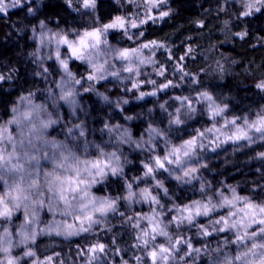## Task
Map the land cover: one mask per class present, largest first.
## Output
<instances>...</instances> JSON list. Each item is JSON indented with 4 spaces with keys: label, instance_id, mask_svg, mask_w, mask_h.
<instances>
[{
    "label": "snow or ice",
    "instance_id": "6c2138e0",
    "mask_svg": "<svg viewBox=\"0 0 264 264\" xmlns=\"http://www.w3.org/2000/svg\"><path fill=\"white\" fill-rule=\"evenodd\" d=\"M72 7L73 0H65ZM129 3L134 0H128ZM144 14L139 19L131 15H117L110 22L100 23L98 26L83 31L72 30L70 32H49L45 34L44 21L40 22V43L43 46L45 39L49 46L54 42L56 46L55 58L63 69L65 77L56 87L59 89L58 100L63 101L72 110L69 114L75 116V109L79 107L76 97L80 92L75 85H80L84 92L93 91L91 86L83 87L84 83L98 82L108 76L119 77L121 72L130 76H140L139 65L155 64L153 53L164 47L157 41L142 43L139 47L114 48L109 45L108 34L110 31H121L129 40L133 35L141 36V32L129 34L130 29H139L143 24L151 20L163 19L170 15L169 10H161L158 16L152 15L153 9H161L167 4V0H143ZM242 5L239 15L252 16L254 13L264 10V0H240ZM78 7L74 11L87 10V13H95L97 0H76ZM27 5V11L35 15L32 0H0V14L6 15L10 9L22 8ZM86 13V14H87ZM98 19V18H97ZM35 33L36 29H32ZM243 39L247 33H237ZM65 49L64 56L61 48ZM144 50L149 55L144 56ZM190 51V49H189ZM35 55V54H34ZM183 60V57L180 58ZM81 61L90 66L91 71L86 77L77 79L70 70V61ZM115 61L120 62V69L115 67ZM177 69H174L176 71ZM181 79L186 73L183 68ZM45 73L48 72L44 68ZM166 69L161 66L156 74L164 76ZM11 79V75L0 74V82ZM193 82H196L193 80ZM158 89L176 87L171 80L156 84L155 80L147 81ZM72 84L73 87H68ZM132 87L138 89L139 83H133ZM264 91V80L255 85ZM52 90H49L51 96ZM156 92H140L137 98L145 95H156ZM29 96L20 97L21 102H26L23 110L13 107V116L4 123H0V264H53V257L48 256L41 261L33 250L37 237L40 235H55L65 239L79 236L83 233L95 232L96 227L103 225L110 214L124 216L119 212L117 204L120 197H97L91 192V188L104 178L123 174L121 157L116 151H105L100 145H91L97 155L89 158L90 145L82 142L86 133L82 124L66 127L64 140L49 138V129L62 122V117L53 100V112H49L43 105L35 104ZM108 101L107 96H103ZM180 106L175 109L174 119L176 125L184 123L181 117V109H186L188 114L195 113L193 99L189 97H176ZM123 103H128L127 100ZM195 104H204L213 121L219 118L220 126L216 123L179 146H173L163 156L150 157L152 163L143 165L144 178L151 177L155 181V188L162 189L168 194V189L162 180L157 179L158 173L166 172L175 176L177 181L189 184L194 179L199 169L191 166L190 160L196 155L198 148L204 147V140L209 143H237L244 141L251 145L257 141H264V108L258 112L246 116H225L227 105L217 103L216 98L208 91L200 93L195 99ZM119 107V105H117ZM164 105H161L163 108ZM132 119V117H126ZM239 121V123H238ZM109 131L119 130L120 126H108ZM157 132L156 129H150ZM131 141V133L125 130L121 136L122 143ZM219 146V145H217ZM136 147L141 145L136 143ZM215 150V149H213ZM258 157L264 160V152L258 153ZM187 158V159H185ZM169 165H175V169H169ZM206 167V165H202ZM179 172L181 174H176ZM139 184V181H134ZM126 201H132L139 197L140 201L156 205L151 210V215L138 214L135 218L128 217L138 234L137 243L133 248L143 251L144 256H135L134 264H195L197 258L203 256L205 264H264V187H261L256 198L251 195H240L236 187L225 186L212 190L210 184L201 183L200 192L202 199L193 200L184 205L163 211L158 195H154L149 188H143L139 193L133 191V183H127ZM211 191V195L208 193ZM255 191V189L253 190ZM168 212L175 213L168 215ZM41 213H51L52 219L43 222L41 227ZM22 221L15 224L13 218L20 217ZM215 218H212L213 215ZM59 215L61 219L55 217ZM167 215V221L164 216ZM212 218L209 223H199V219ZM141 222H145L141 227ZM196 227L198 235L209 237L213 234L232 233L231 237L223 240L225 247L234 245L233 249L225 252L224 247L217 245L210 249L206 244L195 247L191 237H186L178 230L183 226ZM177 230L170 233L169 228ZM110 231V229H108ZM163 237L164 241L157 243V238ZM114 244L115 241H112ZM21 249L13 254L14 249ZM107 246L104 243H95L87 247L89 259L86 264H105L101 256H107ZM85 252L79 249L78 254ZM99 254V255H98ZM118 254V252H117ZM62 264V262H61ZM121 264H128L121 257Z\"/></svg>",
    "mask_w": 264,
    "mask_h": 264
},
{
    "label": "trees",
    "instance_id": "16d2710c",
    "mask_svg": "<svg viewBox=\"0 0 264 264\" xmlns=\"http://www.w3.org/2000/svg\"><path fill=\"white\" fill-rule=\"evenodd\" d=\"M229 1L169 0L166 6L170 9V17L161 24H146L140 30V43L154 40L163 45L182 48V67L187 75L183 79L181 76L170 79L176 87L159 89L157 96L153 98L139 99V94H128L114 82L99 83L96 85V91L118 103H103L93 92H82L78 97L81 103L79 109L81 108L82 112H77V121L72 120L68 124L70 116L66 107L62 106L65 116L62 124L49 129V135H65L66 127L75 124H82L86 135L106 134L108 130L105 125H119L132 131L137 139H141L150 129L168 131L172 139L179 143L193 137V132L203 126L202 119L187 118V124L182 127L174 126L170 117L162 111L161 105L178 96L190 97L203 91H208L218 102L227 105L228 116H246L260 111L264 108V91L255 85L264 80V10L243 17L239 15L241 7L229 5ZM118 13L113 1L101 0L98 3V23L110 22ZM41 21L45 22L48 29L67 32L83 31L87 26L78 12L63 0H44L42 5L35 9V15L29 14L27 8L11 10L6 15L0 14V74L6 77L11 75V79L0 82V123L12 118L13 107L20 109L23 104L20 97L34 93L32 97L43 103L49 95V90L56 88L57 83L54 80L59 78V72L56 73L49 64L48 69L54 74L43 73V68L36 59L32 29L35 28L36 33L40 29ZM237 33L247 35L241 39ZM122 37V33L111 35L114 41H121ZM71 69L80 72L83 66L75 62L71 64ZM125 100L128 103H123ZM260 152H264V145L232 156L221 154L222 157H212L210 163L196 174L198 179L189 184L157 175V179L162 180L168 189L167 195L163 190L158 193V198L164 205L163 211L175 205L182 206L202 199L199 190L202 182L210 184L212 190L225 186L236 187L240 195L256 198L260 188L264 187V160L258 157ZM145 163L147 162L144 156L138 151H133L122 175L108 177L91 188L92 194L97 197L121 198L118 201L120 212L124 213V216L122 223L114 231H103L99 236L81 234L69 239L40 238L33 246L37 257L43 261L52 256L53 264H85L89 258L87 247L99 242L107 246L108 255L102 256L107 264H121L120 257L125 258L128 264H134L130 259L131 253H134V238L125 229L126 219L139 213H147L150 208L145 206L139 197L132 201H126L123 197L128 194L127 183H133L134 192L139 193L143 189L141 185L135 188L134 181H145ZM208 194L211 195V191ZM18 216L19 219L13 218L14 223L22 221V215ZM59 217L57 215L55 218ZM51 219V213H41L42 225ZM176 231L170 229V233ZM178 231L186 237H191L195 247L206 244L210 249H214L220 245L224 247L225 252L235 247L217 244L218 241L231 237L230 232L222 237L221 234H215L205 240V237L196 233L195 227L185 225ZM79 249H85V252L78 254ZM189 264H192L190 260ZM195 264H205V258L201 256Z\"/></svg>",
    "mask_w": 264,
    "mask_h": 264
},
{
    "label": "rangeland",
    "instance_id": "374dc122",
    "mask_svg": "<svg viewBox=\"0 0 264 264\" xmlns=\"http://www.w3.org/2000/svg\"><path fill=\"white\" fill-rule=\"evenodd\" d=\"M43 1L44 0H32L33 9L35 10L36 8L41 6ZM63 1L65 2V0H63ZM100 1L101 0H97V8H96L94 14L87 13V10L77 11L78 14L80 15V17H82L86 21L87 26L85 27V29H91V28L96 27L100 24V23H98V20H97V18H98V3ZM111 1H113L114 4H116L118 11H119L118 15H131L132 17L139 19V17H142L144 14L145 8H144L143 0H134V2H132V3H129L128 0H111ZM168 1L169 0H167V2ZM166 5H163L161 9H153L151 14L154 16H158L159 12L161 10H169L170 11L168 6H166ZM229 5H231V6L239 5L242 8L240 0H230ZM76 7H78V5L76 4V0H73V5L71 8L74 9ZM22 8H27V5H25ZM15 9H19V8H15ZM15 9H10L8 12H10L11 10H15ZM170 15H171V13H170ZM170 15L167 17H164L162 20L157 19L155 23H153L151 20H149L148 23H146V24H149V23L161 24L164 21H166L170 17ZM146 24L141 25L139 27V29H130L129 34L132 35L138 31L140 32L142 27H144ZM41 31L42 30L39 29L36 33H34L36 59L38 60V62L40 63V66L43 69L44 68L48 69V66L50 64L53 66V69L55 70L56 73L59 72V73H57L59 78L55 79L56 81L54 80V82H56L58 85L61 83L62 77H65V74L63 72V69L61 68V66L59 65L58 61L55 58V50H56L55 43L53 42L51 44V46H49L47 43V40L45 39L44 45L43 46L41 45V43H40ZM43 31L45 32V34H48L49 32H67V31L59 30V29H48L47 27ZM116 33H122L123 40H121V41L112 40L111 35L116 34ZM107 39H108L109 45L111 47H114V48L139 47V45L142 44V43H140V37L139 36L137 37V36L133 35V39L129 40L127 38V36H125L123 34V32H121V31H110ZM60 51H61V55L63 57L64 53H65V49L62 47L60 49ZM182 53H183L182 48L180 46L164 45V47L157 49L152 55V59L155 61V64L145 63L144 65H139L140 72H141L140 76H130V74H128L126 72H121V74L118 78L108 76L106 79L100 80L98 82H88V83H84L82 80V84H83V87H85V88L91 86L93 88V91H90V92H93L95 95H97L98 98L103 103L110 104V102H111V104H114V105L118 102L110 100V99H108V101H105L103 99V96H105V95L100 94L99 92L96 91V85L97 84L102 83V82H109V81L114 82V83H116L117 86H120L128 94H133V93L139 94L141 91L145 92V93H151V92L157 93L159 89L155 85H153L151 83H147V81L155 80L156 84L158 85V84L167 82L168 80H170L172 78L181 76V72L178 69L182 67V61L183 60L180 59L181 57H183V59H184V55H182ZM143 54L145 57H147L149 55L148 50H144ZM75 62H78L83 66V69L80 72L71 69V64L75 63ZM114 63H115L116 69L119 70L120 66H121L120 62L115 61ZM161 66H163L166 69L164 76H159L156 74V70L159 69ZM69 67L77 79H80L82 77H86L89 74V72L91 71L90 66L86 65L85 63H83L81 61H75V60L70 61ZM174 69H177V70L174 71ZM48 72L52 75L54 74V72L53 71L51 72L49 69H48ZM43 73H44V71H43ZM133 83H139L140 87L138 89H134L132 87ZM68 87H73V85L68 84ZM75 88L80 92V94L82 92H84L80 85H75ZM54 90L51 92V96L49 93L47 99L43 103L38 102L37 99L34 97H31V99L35 104L43 105L45 108H47V110L49 112H53L54 116H55V111L53 108V100H55L57 107H59V111H60V114H61V117L63 120L65 116H64L62 106L66 107V110H68L67 111L68 114L72 110L63 101L58 100L59 89L56 87ZM156 96H157V94L154 96L153 95H145L143 98H153ZM199 96H200V94L193 95V96L189 97V98L193 99V101H194V107L197 109L196 112L188 114L186 112V109L182 108L181 109V117H182V119H184V123H182L180 125H176V124L172 123L174 126L182 127L184 124H187L186 123L187 118H190L191 120L196 119V118L202 119L203 126L200 127L197 131L193 132V134H194L193 137L197 134L198 131H204L207 128L212 127V125L214 123H216L217 127L220 126L219 118H217V121H213L210 114H208L207 108L204 104H195V99L199 98ZM78 97H79V95L76 97V99L78 101V104L81 105L80 99ZM217 103L221 104L222 106L225 105V104L218 102V101H217ZM25 105H26V102H23V104L20 106V109L23 110ZM80 105H79V107H80ZM179 106H180V102L176 99H173V100L166 102L164 104V107L161 109L164 112V114H167L170 117V119L172 121L174 119L173 114L175 113V109ZM79 107H77L75 109V116L69 114L70 117L68 120V124H69V121H72V120L77 121L78 116H79L77 112H82V109L81 108L79 109ZM225 116L229 119L232 118L231 116H228V110L225 112ZM238 123H239V121H238ZM60 124H62V122ZM57 125H59V124H57ZM125 130H127L128 132L131 133V141L128 143H122L121 142V136L123 135ZM65 136H66V134L65 135L64 134L58 135V137H56V136L52 137L49 135V138H55L56 140H64ZM192 138H190V139H192ZM81 141L87 142L90 145L89 152H88L89 158H93L97 155L95 149L92 148L91 145H100L102 148H104L105 151H116L117 154L120 155V157H121V163L123 166V171L125 169V166L128 164L129 159H130V154H132L133 151H138L142 156H144V159L146 160L147 163H152V161L150 160V157L156 156V155H160V156L166 155L171 150V148L173 146H179L180 144H182L184 142V141H181L179 143H176L172 139L171 134H169L168 131L167 132H160L158 129H157V132L148 131L141 139H137L136 137H134L132 131H130L128 128L122 127V126H120L119 130H115L112 132L107 131L106 134L95 133V135L94 134L93 135H85L84 138H81ZM136 143H139L141 145V147L137 148ZM217 145H219V146H217ZM263 145H264V141H257L256 143H253L251 145L246 144V142H244V141H239L237 143H232V142L220 143L219 141H217L216 144H211V143H209V139L206 138L204 140V147L197 149V153H196V155H194L191 158L190 164H191V166H195L200 170L203 168L202 165L207 166L208 163H210L212 157L218 158L216 156H219L221 154L222 155L224 154V156H226V155L232 156V155L237 154V153H242L248 149L260 147ZM213 149H215V150H213ZM222 155L220 157H222ZM185 159H187V158H185ZM168 167H169V169H175L176 166L175 165H169ZM176 174H181V173L176 172ZM158 175L165 176L167 178H174L175 179L174 175L170 176L166 172L158 173ZM108 177H111V175H109ZM108 177H106V178H108ZM106 178H104V179H106ZM103 180H101V181H103ZM140 185L142 186V188L147 187V188L151 189L153 191L154 195H158V193L160 191H162V189H156L155 188V181L152 180L151 177L145 178V181L139 180V184L135 183V186H136L135 188H138V186H140ZM143 203H145V206L147 205L150 208V210L147 213L143 212V213H139V214L151 215V210L153 208H156V205H151L148 202H143ZM150 206H152V207H150ZM117 207H118V210L120 212L121 206H120L119 201H118ZM174 214L175 213H169L168 215H174ZM17 215H19V214H17ZM137 215L133 216V218H135ZM215 215L216 214H214L212 218H215ZM122 218H123V216H120L119 214H116V215L110 214L109 217L107 218V221L103 225H99L96 227L95 232L83 233L82 235L94 234L96 236H99V235H101L99 233H101L103 231L112 232V231H114L115 228H117L120 225V223H122V221H121ZM212 218L201 217L199 219V222L209 223L210 219H212ZM59 219H61V217L57 218V220H59ZM164 220L165 221L167 220V215L164 216ZM144 223L145 222H141V227L144 226ZM15 224H19V223H15ZM126 224H127V226H125L126 227L125 229L127 232H130V234L134 238L132 242H134V245H135L137 243L135 237L138 234L139 230L135 229L132 226V223L128 219H126ZM41 227H43L42 224H41ZM108 229H110V231ZM170 229H168L169 232H170ZM195 229L197 230L196 233H198V229L196 227H195ZM219 234H221L220 237H222L223 235L225 236V234H227V233H219ZM214 235L215 234H213L212 236H209V237H205V240L213 237ZM43 237L47 238V237H60V236L40 235L37 237V240L40 238H43ZM223 240L218 241L217 244H221L223 242ZM163 241H164L163 237H158L156 242L161 243ZM133 250H134L133 251L134 253H131L130 259L133 260V258L135 256H142V257L144 256L143 251L136 249V248H133ZM20 251H21V249H19V248L14 249L13 254L15 255L16 253H19ZM101 259L103 261L102 256H101ZM120 259H121V257H120ZM123 259H125V258H123ZM125 261H127V260H125ZM104 262H105V264H107L106 261H104ZM190 263H192L191 260H190ZM22 264H25V262L22 261Z\"/></svg>",
    "mask_w": 264,
    "mask_h": 264
}]
</instances>
